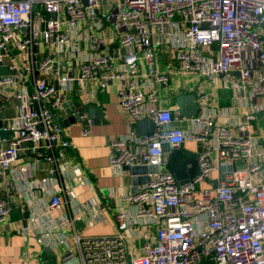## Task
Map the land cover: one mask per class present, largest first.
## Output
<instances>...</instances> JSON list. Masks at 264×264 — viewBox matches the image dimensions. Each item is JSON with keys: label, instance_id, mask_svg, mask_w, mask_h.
Returning <instances> with one entry per match:
<instances>
[{"label": "built area", "instance_id": "1", "mask_svg": "<svg viewBox=\"0 0 264 264\" xmlns=\"http://www.w3.org/2000/svg\"><path fill=\"white\" fill-rule=\"evenodd\" d=\"M165 55L170 60L159 70ZM5 59L0 101L14 100L16 115L0 125L10 134L0 140V175L17 169L28 180L25 194L55 184L62 151L73 147L54 116L74 84L102 91L118 83L127 130L108 143L111 170L156 167L135 192H109L116 229L75 236L78 264H264V133L251 124L264 117V0H0V66ZM177 74L199 77V110L188 118L176 105H159L157 88L167 89ZM206 81L232 90L231 108L211 102L200 84ZM245 101L242 120L232 123L230 110ZM143 117L154 129L139 135L135 123ZM79 121L87 136L93 118L84 113ZM187 141L198 144V171L180 185L166 170L164 149ZM27 155L52 164L45 179L30 180L29 163L16 167ZM213 172V186H203ZM41 198L42 207L25 202L21 213L30 215L21 226L10 224L46 242L68 221L40 227V216L50 221V211L61 207L57 191ZM11 210L0 199L1 226ZM67 240L59 233L52 244ZM53 255L55 264L76 258L72 247Z\"/></svg>", "mask_w": 264, "mask_h": 264}, {"label": "crops", "instance_id": "2", "mask_svg": "<svg viewBox=\"0 0 264 264\" xmlns=\"http://www.w3.org/2000/svg\"><path fill=\"white\" fill-rule=\"evenodd\" d=\"M117 45H112L111 49ZM170 60L166 55L158 59V68L162 70L164 65ZM4 62L0 66V75H6L8 70ZM141 71H146L144 60L140 59ZM178 75V74H177ZM237 75V74H236ZM176 76V75H174ZM173 76V77H174ZM195 76V75H194ZM171 79L170 87L175 89L172 94L171 90L165 91L171 94L164 102L159 101L162 108H170L171 103L176 104V98L181 94H188L194 91L186 92L176 85L177 80ZM196 84L199 78L196 77ZM205 94L209 96L211 102L220 108H231L232 90L219 86V83L200 82ZM118 83L111 82L105 90H98L94 84L85 83L83 88L74 84V89L67 92L65 97L72 104L76 102L79 107L83 105L94 106L101 112V117L91 126L90 133L87 136L81 135V124L78 122L74 125L64 128L65 134L73 147L62 151V160L59 162L57 182L49 183L41 189H34V192L25 194L27 179H24L20 172H6L0 175V199H6L12 210L9 215V223L0 225V264H55L47 254L49 248L52 253H64L69 247H72L76 258L70 264H78L79 254L75 244V236L85 238L113 234L116 224L113 219L116 210L115 197H109V192L132 193V185L129 174L124 170L122 173H116L109 167L108 154L109 141L117 136L123 135L127 130V116L118 108L117 102ZM195 88V87H194ZM165 90V89H164ZM245 103L241 107H235L230 110L228 117L230 121L240 122L245 112ZM234 107V106H233ZM57 113V112H56ZM16 115L14 100L7 102L0 101V125ZM263 116L260 115L258 120L252 122V127L256 132H263L260 122ZM264 133V132H263ZM9 133L0 131V140L8 139ZM5 145L0 141V148ZM187 152L196 153L198 144L192 141L185 142L182 147ZM55 155L59 152L55 150ZM166 153V152H165ZM168 154H166V157ZM30 164V180H43L48 175V170L52 164L48 161L40 160L33 162L30 155L24 156L17 164ZM66 165V167H65ZM264 167V164H263ZM216 172L211 174V181L203 186H213L215 183ZM52 185V186H51ZM63 189H62V187ZM59 193L61 207L50 211V221L45 216H40V227H50L51 222L56 218L67 219L68 223L54 234H49V239L45 242L41 235L23 236L20 232L11 229V224L21 226L22 218L26 219L30 215L27 211L21 213V208L26 201H39L42 207L46 203L41 197L49 196V192ZM36 198V199H34ZM47 200V199H46ZM39 213V207L37 205ZM93 217H96L93 218ZM71 219V220H70ZM75 222H82L78 226ZM11 223V224H10ZM19 228V227H18ZM59 233L65 234L68 238V244H52ZM50 244V245H49ZM55 256V255H54ZM48 257V258H47Z\"/></svg>", "mask_w": 264, "mask_h": 264}, {"label": "water", "instance_id": "3", "mask_svg": "<svg viewBox=\"0 0 264 264\" xmlns=\"http://www.w3.org/2000/svg\"><path fill=\"white\" fill-rule=\"evenodd\" d=\"M196 95L195 92L186 94H181L176 98L177 113L181 117H190L196 115L199 107L196 105ZM87 114L89 117L93 118V123L97 122V119L101 117V112L97 110L94 106L83 105L78 106L76 102H64L61 108L57 111L54 118L59 123V125L64 129L71 125H74L79 121V117L83 114ZM154 129L152 121L143 117L135 123V131L139 135H144L151 133ZM166 154H168L166 159V170L173 176L174 180L180 185H186L190 183L191 178L194 177L198 171L197 161H195V153L187 152L181 149H164ZM242 164V162H241ZM124 170L129 174L130 181L132 185V193L137 190V187L148 181V174H153L156 171V167L153 166H142L135 165L131 167H126ZM82 222H75L78 226ZM47 254L50 255L52 261H55V256L52 251L48 249ZM48 258V257H47Z\"/></svg>", "mask_w": 264, "mask_h": 264}, {"label": "rangeland", "instance_id": "4", "mask_svg": "<svg viewBox=\"0 0 264 264\" xmlns=\"http://www.w3.org/2000/svg\"><path fill=\"white\" fill-rule=\"evenodd\" d=\"M106 8L107 9L110 8V5H107ZM4 62L8 63V59H5L3 61V63ZM196 77H198V76H196ZM173 79H176L177 80L176 85H178V87L180 89H185L186 92L194 91L195 90L194 87H196L198 85V84L195 85L196 84V78H195V76L193 74H181V75L178 74V75L174 76ZM170 81H169V85H170ZM169 85H168V88L165 89V90L161 86H159L157 88V90H158V98H159L160 102H164L167 98H169L171 96V94L169 95V93H166L165 91L171 90L172 94L175 93V89L171 88ZM170 107L174 108V104L171 103ZM259 124H260V127H261L262 131L264 132V117H263V119L261 120V122ZM198 149H199V147H198ZM108 235H111V234H108ZM85 237H87V236H85ZM74 256H76V254H74ZM23 262H24V260H21L22 264H23Z\"/></svg>", "mask_w": 264, "mask_h": 264}, {"label": "bare ground", "instance_id": "5", "mask_svg": "<svg viewBox=\"0 0 264 264\" xmlns=\"http://www.w3.org/2000/svg\"><path fill=\"white\" fill-rule=\"evenodd\" d=\"M181 149V148H180Z\"/></svg>", "mask_w": 264, "mask_h": 264}]
</instances>
